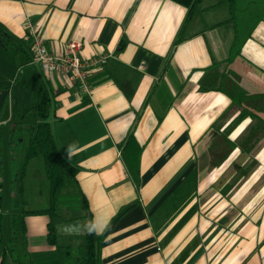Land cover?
Wrapping results in <instances>:
<instances>
[{
    "label": "crops",
    "instance_id": "1",
    "mask_svg": "<svg viewBox=\"0 0 264 264\" xmlns=\"http://www.w3.org/2000/svg\"><path fill=\"white\" fill-rule=\"evenodd\" d=\"M187 13L172 0H0L15 48L0 44V263L19 264L6 254L10 216L49 203L42 156L20 175L9 155L15 123L37 121L42 84L55 145L77 170L57 198V246L79 247L91 228L100 264H264V0ZM28 19L50 51L76 40L82 59L106 56L90 94L32 61ZM48 222L24 216L23 264H59Z\"/></svg>",
    "mask_w": 264,
    "mask_h": 264
},
{
    "label": "trees",
    "instance_id": "2",
    "mask_svg": "<svg viewBox=\"0 0 264 264\" xmlns=\"http://www.w3.org/2000/svg\"><path fill=\"white\" fill-rule=\"evenodd\" d=\"M188 8V13L184 21L187 22L200 3L201 0H172ZM228 1L231 13L235 7L236 0ZM233 18V17H232ZM236 41L238 39V27L236 24ZM0 44L6 48H15L0 32ZM234 44V45H235ZM13 50L15 55L16 51ZM50 107V96L46 88L40 84L37 92V100L30 110L37 118L36 122L15 123L14 128L9 131V155L11 165L15 167V172L20 175L24 173L27 163L37 155H41L44 161L46 178L50 185V195L48 207L42 211L20 210L10 216V238L6 247V254L19 264H23L21 256L17 254L15 233L17 229L21 234L24 233V216L32 213H45L49 217L47 224V241L49 244L56 245L55 226L62 219L57 214V198L61 190L76 182V168L71 165L58 151L53 140L50 125L46 120ZM83 207L87 208V201L82 196ZM14 208L16 206L13 205ZM90 215V214H89ZM101 238L91 228L85 232V241L75 249L57 246V256L59 264H100ZM4 260L0 264H3Z\"/></svg>",
    "mask_w": 264,
    "mask_h": 264
},
{
    "label": "built area",
    "instance_id": "3",
    "mask_svg": "<svg viewBox=\"0 0 264 264\" xmlns=\"http://www.w3.org/2000/svg\"><path fill=\"white\" fill-rule=\"evenodd\" d=\"M26 29V40L29 41L32 61L48 73L63 76L70 86L77 88L83 94H90L93 89L89 80L90 67L104 63L106 56L101 55L91 60L82 59L81 43L76 40L66 43L62 50L50 51L40 29L29 19L26 20Z\"/></svg>",
    "mask_w": 264,
    "mask_h": 264
},
{
    "label": "rangeland",
    "instance_id": "4",
    "mask_svg": "<svg viewBox=\"0 0 264 264\" xmlns=\"http://www.w3.org/2000/svg\"><path fill=\"white\" fill-rule=\"evenodd\" d=\"M33 76H35L34 74H33ZM35 82H33V84H34ZM34 86H35V84L34 85H31L30 86V89H31V96H33V94H34ZM28 89V88H27ZM9 167H10V163H9ZM3 208H4V212H6V210H7V208H8V206H9V204H8V201H6L5 203H3ZM7 218V217H6Z\"/></svg>",
    "mask_w": 264,
    "mask_h": 264
}]
</instances>
